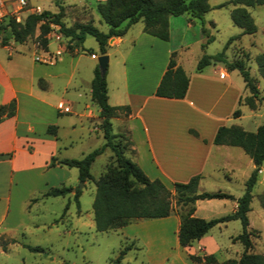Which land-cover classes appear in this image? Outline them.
<instances>
[{"label": "crops", "instance_id": "obj_1", "mask_svg": "<svg viewBox=\"0 0 264 264\" xmlns=\"http://www.w3.org/2000/svg\"><path fill=\"white\" fill-rule=\"evenodd\" d=\"M209 21L212 25L206 23L208 30L215 27V21L212 18L206 20ZM130 26L123 35L107 40L106 47L118 48L119 59L114 62L110 78L105 75V83L107 102L129 107L127 115L116 116L112 120L122 121L120 128L125 130L130 140L129 154L133 162L149 179L156 178L167 188L173 182H186L196 174L199 175L197 192L209 191L203 187L207 179L225 182L228 187H217L214 191L225 192L232 198L197 199L191 215L210 219L233 212L236 198L243 192L244 181L255 166L238 146L214 144L212 138L218 126L238 125L236 121L241 119L242 113L240 111L239 116L233 117L232 111L236 106L245 105L238 103L247 95L244 82L243 85L234 83L229 70L220 62H210L199 71L195 70L197 60L194 65L185 67L187 57L183 54L190 44L184 36L186 30L197 32L194 42H198L200 48L204 37L200 25L197 27L194 20L184 13L167 17L166 40L143 32L141 26L125 46V35ZM174 31L180 34L176 41L171 40ZM7 46L0 44V104L13 99L15 110L13 115L0 119V226L4 222V230L13 227L5 222L9 209L16 204L22 209L35 192L41 194L48 187L55 186L50 181L54 177L52 171L63 169V165L47 164L51 156L68 158L61 152L75 142L71 135L77 127L87 126L91 117V112L85 110L88 104L84 102L79 108L77 105L82 96H86L85 89L90 100V80L98 56L94 53V57L89 55L90 62L82 69L78 64L81 55L77 54V48L63 51L52 63H40L31 57L34 46H28L30 56L26 58L17 49L3 53L1 49L6 50ZM49 46L50 41L48 49ZM123 46L127 48L124 54L119 50ZM170 52H174L175 64L188 77L185 94L180 99L153 94ZM105 54L108 63L107 50ZM23 59H28L29 65ZM41 64H49L51 68L35 69V65ZM109 85L112 86V101ZM69 89L75 92V98L64 100L62 96L67 95ZM59 101L68 105L70 111H59L56 108ZM94 113L92 115L97 117V107ZM67 114L74 117L65 118ZM48 125L55 126L54 134L46 131ZM76 134V138H80ZM260 184L263 188L264 161L259 166L254 186L259 187ZM23 185L26 188L21 189ZM247 216L252 226L250 210ZM178 224V214L171 212L165 217L136 219L120 229L126 238L141 243L146 264H224L222 262L229 257L218 256L222 245L212 229L216 227L220 232L231 228L240 232L237 219L222 221L190 245L180 247L176 235ZM169 233L173 239L168 244L166 238ZM201 254H213L216 262H194L188 258V255Z\"/></svg>", "mask_w": 264, "mask_h": 264}, {"label": "trees", "instance_id": "obj_2", "mask_svg": "<svg viewBox=\"0 0 264 264\" xmlns=\"http://www.w3.org/2000/svg\"><path fill=\"white\" fill-rule=\"evenodd\" d=\"M57 10L50 12L41 10L40 13L28 12L21 22H14L10 17L0 21V44H4L9 38L22 43L26 38L34 35L42 47H46L45 34L50 30V24L58 25V30L68 41L69 49L78 48L86 35H90L96 41L100 54H104L107 40L110 37L123 35L127 28L140 20L142 31L158 37L162 40L168 38L167 17L169 15L186 14L189 18L199 21L200 29L204 35L201 42L203 48L212 40L203 15L211 8L228 7L231 22L241 29L239 34L228 38L221 51L213 54H201L195 64V70L213 61L224 63L227 70L236 69L240 74L248 95L238 100L248 108L254 109L259 101L258 88L255 79L250 76L245 63L241 59L231 62L224 59V48L227 44L241 34H252L256 30L254 21L248 11V7H254L264 3V0H225L210 6L207 0H104L96 1L95 10L101 20L107 25L106 31L98 30L90 21L73 22L66 26L61 18L64 8L60 0H52ZM90 53H93L90 51ZM257 73L264 78V52L253 57ZM40 83V82H39ZM188 83V77L183 69L175 64L174 52H170L166 68L162 73L153 94L160 97L180 99L184 96ZM90 101L98 108L100 127L104 142L87 152L80 158H57L51 156L48 166L55 164L77 169V179L80 182L91 180L94 184V195L91 201V213L94 229L96 231H109L118 229L136 219H150L165 217L173 212L171 200L180 207L187 206L183 212H177L179 224L177 229V242L180 247L190 245L194 240L205 234L209 228L218 222L237 219L240 224V232L236 239L242 246L237 258L224 260V264H264V255L254 252L252 236L253 230L249 227L247 213L250 210L251 190L257 179V171L264 161V122L259 124L254 131H247L239 125L218 126L212 142L214 144H226L240 147L251 159L255 166L243 184L242 194L236 198V207L233 212L210 219L192 216L194 201L197 199L232 198L230 194L221 191L197 192L199 175L191 176L186 182L171 183V190L160 180L149 179L135 162L123 154L124 146L120 140L114 137H122L121 133L111 132L110 119L129 113L128 105H110L107 102L106 83L104 75H99L97 66L93 69L89 90ZM15 101L12 99L5 104H0V119L14 114ZM240 115V110L235 108L232 116ZM48 133H55V126L46 127ZM193 134L194 131L190 130ZM127 143L130 147V140ZM105 147H109L114 156V163L108 164L105 170L96 178L89 172L91 161L99 155ZM70 187L65 185L48 187L40 194L42 197L64 196L70 192ZM80 190L75 188L72 198L78 208V196ZM36 198H31L30 201ZM68 202L63 206L62 213L66 211ZM264 208V202H262ZM31 250H41L37 246H28ZM4 249V247H2ZM128 247L119 250L114 259L115 264H120V259ZM194 262L215 263L213 254L188 255Z\"/></svg>", "mask_w": 264, "mask_h": 264}, {"label": "rangeland", "instance_id": "obj_3", "mask_svg": "<svg viewBox=\"0 0 264 264\" xmlns=\"http://www.w3.org/2000/svg\"><path fill=\"white\" fill-rule=\"evenodd\" d=\"M26 1L27 8L36 7L40 10H48L50 12L57 10L52 0ZM222 1L225 0H207L211 7ZM60 2L64 8V15L61 21L66 26L71 25L73 22L90 21L98 30L106 31L107 25L101 20L95 10L96 0H60ZM229 8L230 6L213 7L203 15L204 21L209 18L215 21V27L209 28L208 30L209 34L212 35V40L206 44L204 49L199 47L198 42H194L197 37V32L192 29L186 30L187 32L184 36L190 44L188 51L183 54L187 57L185 67L190 66L192 63L194 65L195 61L203 53L213 55L221 51L229 37L240 33L241 29L231 22ZM247 9L254 21L256 30L252 34H241L238 38L232 39L224 48V59L229 62L237 59L243 60L250 76L255 79L259 102L254 110H250L245 105L236 106L242 113L241 119L237 120L236 123L247 131H254L257 125L264 122V78L258 75L253 60L256 54L264 52V3L254 7H248ZM193 20L198 27L200 25L199 21L194 18ZM141 26L142 23L140 20L130 26L125 35V46L128 45V40L137 34ZM37 32L38 30L36 29L34 35L26 38L22 43L9 38L4 44L10 46L11 51L17 49V52L25 55L26 58L30 56L28 46H34L37 41L35 37ZM179 35V32L174 31L171 35V40L176 41ZM125 46L119 48L122 54L127 49ZM54 48L55 44L50 41L49 49L52 50ZM77 49V54L81 55L78 58V64L82 69L83 67H87L90 62L88 57L90 51L96 55H100L97 43L90 35L85 36ZM117 49L112 45L106 47L109 53V61L105 69L104 78L106 75L109 79L111 73L114 71V62L119 59V55L116 53ZM1 50L3 53L4 51H9L7 48L6 50ZM33 50L34 48L32 49V53ZM67 50L71 51L72 49L67 47ZM23 60L27 61V63L25 62L26 65H29L28 59ZM211 63H219V61H213ZM220 63L224 65L222 62ZM37 68L49 69L51 65H35V69ZM229 72L234 83L243 85V80L236 69H230ZM110 85L109 97L110 101H112V86ZM85 91L86 96H82L80 104L77 107L79 108L82 106V103L87 102L88 107L85 110L91 112V117L88 120L87 126L77 127L76 132L71 135V138L75 142H72L66 148V151L61 152L62 155H66L68 158H80L104 142L100 127V117L98 114L97 117L92 115L95 112L96 106L88 99L87 89ZM67 92H69L67 95L62 96L64 100L69 101V99L75 98V92L71 89L67 90ZM66 116L65 118L74 117L72 114H67ZM122 116L124 115H119V117ZM110 122L111 132L113 134H122L121 138L114 137L113 140H120L121 145L124 146L123 154L132 160L131 154H129L130 147L127 143V133L124 129L120 128V122L122 121L117 119L112 120L111 118ZM76 133L80 135V138H76ZM241 152L245 154L243 150ZM113 163V153L109 147H105L91 161L89 172L93 178H96L105 170L106 165ZM62 168L52 171L54 177L50 181H53L55 186H70L71 194L42 197L40 196V192H35L31 198L36 199L30 201V198L24 208L21 209L19 204H16L14 208L9 209V214L5 222L8 224L11 223L13 227L4 230V222L0 226V232L4 231V233H0V264H115V257L118 255L119 250L124 247H128V249L120 259V264H146L143 256L144 249L141 243L138 240L126 238L125 232L122 231L123 229L118 228L104 232L94 229L91 213V201L94 195L93 182L91 180L78 181L77 169L75 167L63 166ZM227 185L225 182H215L207 179L204 181L203 187L209 191H214L217 187L219 189H225L224 187H228ZM22 187L26 188V185L21 186V189ZM261 187L262 185L260 184L259 187L256 185L252 188L253 195L250 200V219L252 226L249 225V227L253 230L252 250L264 255V208L262 207V202H264V185L263 188ZM75 188L80 190L78 208L72 198V193ZM169 188L171 190L170 185ZM232 189H235V187L233 186ZM19 191L22 192L23 190ZM66 202H68V207L61 214ZM171 203L173 212L176 214L177 212H183L187 208V206L180 207L179 205H175L173 198ZM212 232L222 245L218 256L236 258L242 249L241 244L236 239H233L238 231H233L229 228L219 232L214 227ZM172 239L173 237L169 233L166 238L168 244ZM28 246H37L41 250H31Z\"/></svg>", "mask_w": 264, "mask_h": 264}, {"label": "built area", "instance_id": "obj_4", "mask_svg": "<svg viewBox=\"0 0 264 264\" xmlns=\"http://www.w3.org/2000/svg\"><path fill=\"white\" fill-rule=\"evenodd\" d=\"M104 1V0H96ZM28 12L40 13L39 8H27L26 0H0V21L6 17H10L14 22H21L25 15ZM48 42H55V48L50 50L46 47H42L41 44L36 41L34 44L33 50V60L40 63H52L59 55L67 50L68 41L67 38L58 30V25L50 24V30L45 34ZM47 42V43H48ZM7 49H11L10 46H7ZM40 51V52H39ZM90 57H94L93 53L89 54ZM221 76V74H219ZM56 108L61 112H69L70 108L68 105L64 104L62 101H59L56 104Z\"/></svg>", "mask_w": 264, "mask_h": 264}, {"label": "water", "instance_id": "obj_5", "mask_svg": "<svg viewBox=\"0 0 264 264\" xmlns=\"http://www.w3.org/2000/svg\"><path fill=\"white\" fill-rule=\"evenodd\" d=\"M96 62H97V68L99 70V75L103 76L105 74V69L107 66V55L100 54L96 57Z\"/></svg>", "mask_w": 264, "mask_h": 264}]
</instances>
